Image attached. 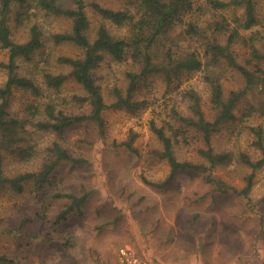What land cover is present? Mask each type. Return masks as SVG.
Segmentation results:
<instances>
[{
    "label": "rangeland",
    "instance_id": "1",
    "mask_svg": "<svg viewBox=\"0 0 264 264\" xmlns=\"http://www.w3.org/2000/svg\"><path fill=\"white\" fill-rule=\"evenodd\" d=\"M99 1L111 8H121L128 0ZM200 1L208 5L206 0ZM17 9L9 19L14 39L26 41L35 23L45 38L43 47L31 60L18 59L19 72L39 82L43 67L68 72L69 66L58 64L57 58L81 56L83 49L72 42L55 43L52 33L71 29V19L32 8L30 11L35 14L18 23ZM256 9L264 32V0H256ZM208 10L214 9L208 5ZM86 11L93 40L102 20L90 5ZM234 11L243 14L242 8L224 12L232 17ZM106 25L115 36L127 32V28L109 21ZM234 49L240 60L250 57L247 47L236 44ZM7 59V49L0 46V87L7 79V71L1 66ZM258 63H250L249 67L261 66L264 70V60ZM139 67L130 60L117 61L105 54L95 75L107 103L116 99V88L126 93L127 74L139 71ZM222 68L221 81L226 94L244 88L240 71L227 65L217 69ZM208 71L204 65L184 72L179 88L178 81L169 84L159 72L142 78L134 97L139 106L135 110L106 108L104 132L93 119L67 127L62 135L28 125L29 137L22 145L26 149L33 145L36 155L31 161H16L17 157L8 153L6 172L38 170L51 157L47 147L58 140L83 159L77 165L65 162L58 168L59 189L77 194L87 192L88 199L81 213L68 212L57 223L55 215L68 201L52 200L48 215L44 216V206L33 192L31 181L23 193L5 188L0 193V264H111L124 245L146 256L148 264H264V164L254 170L241 159L243 152L253 160L261 157L252 128L264 126V108L251 94L236 104V118L222 123L212 135L215 150L231 152L232 160L219 163L211 170H181L167 185H160L169 176L171 165L157 153L163 149V143L152 131L150 122L155 120L161 125L164 119H171L173 109L187 111V99L181 95V89L186 88L198 91L206 116L213 119L211 88L205 79ZM74 94H85L74 79L67 80L59 89H48L42 97L19 89L14 91L9 108L14 116L25 118L29 102L37 101L43 107L46 101L53 100L65 112L88 113L90 106L76 101ZM260 97L259 101L264 100V96ZM251 103L257 107L247 117ZM129 141L132 148L127 144ZM202 146L205 144L201 136L191 129L189 144H176L175 154L179 160L208 165L207 159L198 152ZM250 174H254L253 184L247 195L225 189L242 190ZM208 175L217 182L209 180ZM67 239L70 241L66 242ZM73 242L76 247L70 250Z\"/></svg>",
    "mask_w": 264,
    "mask_h": 264
},
{
    "label": "trees",
    "instance_id": "2",
    "mask_svg": "<svg viewBox=\"0 0 264 264\" xmlns=\"http://www.w3.org/2000/svg\"><path fill=\"white\" fill-rule=\"evenodd\" d=\"M206 2L214 10H208V5L204 6L200 0H128L127 5L121 8L105 6L99 0H0V46L8 51L7 61L1 63L7 71V79L0 87V193L5 188L23 193L27 183L31 181L33 192L38 195L44 206V216L48 215L52 200L68 201L66 207L55 215L57 223L66 218L68 212L81 213L88 193L77 194L59 189L58 168L65 162L77 165L83 159L75 156L58 140L47 147L46 151L51 157L43 161L38 170H17L13 174L6 172L8 153L15 155L16 161H29L36 155L37 149L33 145H29L28 149L22 145L29 137L27 126L32 125L37 130L62 135L67 127L93 119L100 131L104 132L103 113L106 108L135 110L139 106L134 97L142 78L159 72L169 84L178 81L179 88L184 72L201 69L204 65L209 68L205 79L211 88L214 118L206 116L198 91L186 88L181 89V95L187 99V111L173 109L171 119H164L161 125L155 120L150 122L152 131L163 143V149L157 153L171 165L169 176L160 185H167L181 170H211L219 163L230 162L232 153L225 150L216 151L211 143L212 135L219 130L222 123L236 118L234 109L243 97L251 94L256 103L264 108V100H258L260 96H264V70L258 66L261 73L257 74V68L249 67L250 63L259 64L258 60H264V32L260 28L256 0ZM88 5L102 20L93 40L89 35L91 22L86 11ZM15 8H18L15 15L18 23L35 14V11H30L32 8L71 19V29L52 33L55 43L72 42L83 49L81 56L60 55L57 58L58 64L69 66L68 72H54L43 67L40 82L19 72L18 59L31 60L43 47L45 38L39 24L35 23L31 26L26 41H16L9 24ZM239 8L243 10L242 15L234 11L230 17L224 12ZM107 21L127 28V32L115 36L107 27ZM236 44L247 47L250 57L240 60L234 49ZM105 54H110L117 61L130 60L134 65L140 66L139 71H130L127 74L129 83L126 93L119 88L115 89L116 99L112 103L106 102L95 75ZM221 65L240 71L245 82L244 88L226 94L221 81L223 68L217 69L221 68ZM69 79H74L83 87L85 94H74L73 98L78 102L87 103L90 106L88 113L65 112L58 109L53 100L46 101L43 107L37 101L29 102L26 105L28 115L25 118L11 113L9 106L15 90L21 89L35 97H42L45 91L59 89ZM256 107V104L251 103L246 116L253 115ZM191 129L199 133L205 144L198 148V152L207 159L208 165L179 160L175 154L176 144H189ZM252 129L255 133L254 144L261 150V157L253 160L248 153L243 152L241 159L255 170L264 164V126L258 125ZM127 144L132 148L131 141ZM253 175L248 176L247 185L242 190L239 191L236 187L225 189L247 195L253 184ZM208 179L217 182L209 175ZM69 241L67 239L66 242ZM74 247L76 246L73 242L70 250Z\"/></svg>",
    "mask_w": 264,
    "mask_h": 264
},
{
    "label": "built area",
    "instance_id": "3",
    "mask_svg": "<svg viewBox=\"0 0 264 264\" xmlns=\"http://www.w3.org/2000/svg\"><path fill=\"white\" fill-rule=\"evenodd\" d=\"M111 264H148L145 257L140 256L136 251L128 246H121L118 250V258Z\"/></svg>",
    "mask_w": 264,
    "mask_h": 264
},
{
    "label": "crops",
    "instance_id": "4",
    "mask_svg": "<svg viewBox=\"0 0 264 264\" xmlns=\"http://www.w3.org/2000/svg\"><path fill=\"white\" fill-rule=\"evenodd\" d=\"M146 257V256H145Z\"/></svg>",
    "mask_w": 264,
    "mask_h": 264
}]
</instances>
